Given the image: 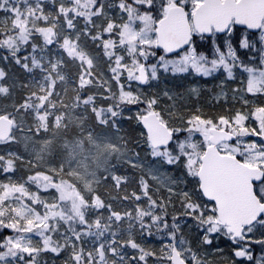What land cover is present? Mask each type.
Here are the masks:
<instances>
[{
	"label": "snow or ice",
	"instance_id": "obj_1",
	"mask_svg": "<svg viewBox=\"0 0 264 264\" xmlns=\"http://www.w3.org/2000/svg\"><path fill=\"white\" fill-rule=\"evenodd\" d=\"M0 264H264V0H0Z\"/></svg>",
	"mask_w": 264,
	"mask_h": 264
},
{
	"label": "rangeland",
	"instance_id": "obj_2",
	"mask_svg": "<svg viewBox=\"0 0 264 264\" xmlns=\"http://www.w3.org/2000/svg\"><path fill=\"white\" fill-rule=\"evenodd\" d=\"M221 246H223V245H221Z\"/></svg>",
	"mask_w": 264,
	"mask_h": 264
}]
</instances>
